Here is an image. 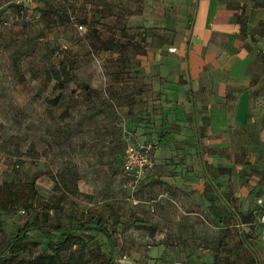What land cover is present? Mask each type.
Masks as SVG:
<instances>
[{
    "label": "crops",
    "instance_id": "obj_1",
    "mask_svg": "<svg viewBox=\"0 0 264 264\" xmlns=\"http://www.w3.org/2000/svg\"><path fill=\"white\" fill-rule=\"evenodd\" d=\"M166 2L146 24L159 67L62 91L84 220L114 264H264V0ZM123 127L154 143L133 196Z\"/></svg>",
    "mask_w": 264,
    "mask_h": 264
},
{
    "label": "rangeland",
    "instance_id": "obj_2",
    "mask_svg": "<svg viewBox=\"0 0 264 264\" xmlns=\"http://www.w3.org/2000/svg\"><path fill=\"white\" fill-rule=\"evenodd\" d=\"M16 1L0 0V185L5 181L22 184L31 177L38 195L34 211L19 208L3 215V247L16 228L35 218L43 230L55 236L60 233L56 226H71L86 218V200L81 196L67 195L58 208L53 207L61 195L55 189L59 173L74 166L64 159L65 94L54 89V81L47 80V73L64 63L77 77L70 82L72 85H98L103 81L99 74L104 71L157 68L159 64L144 59L148 51H153L148 38L152 29L146 24L152 21L156 25L155 21L165 15L158 8L160 0H34L26 16L16 19ZM112 9L114 12L108 14ZM70 13L85 26L83 32L69 20ZM168 13L170 20L172 14ZM38 14L40 19L34 20ZM5 20L10 22L8 27L2 25ZM171 36L169 33L167 40ZM57 95L59 99L53 104ZM123 128L127 133L125 145L138 141L154 146ZM76 234L87 245L88 264H114L98 233ZM47 243L42 231H33L27 241L29 252L18 259L9 257L3 264L47 254Z\"/></svg>",
    "mask_w": 264,
    "mask_h": 264
},
{
    "label": "trees",
    "instance_id": "obj_3",
    "mask_svg": "<svg viewBox=\"0 0 264 264\" xmlns=\"http://www.w3.org/2000/svg\"><path fill=\"white\" fill-rule=\"evenodd\" d=\"M28 7L26 8V14L29 12ZM18 8L17 14L22 10L19 5ZM40 15H34V17H37L34 20H39ZM72 15L71 13L69 14V20H71ZM52 16L56 19L55 14H52ZM28 19L29 17H25V20ZM5 22L6 20L2 21L3 26ZM46 77L48 81H54L53 87L56 91H60V93H62L66 85L77 79L76 75L72 74L64 63L60 64L58 70L48 72ZM58 99L59 95L52 100V103L55 104ZM78 179L79 175L77 171L71 166L59 173L58 184L55 186V189L60 190L61 195L53 204L54 208H58L67 195L81 196L77 186ZM37 195V184L31 177L27 178L22 184H17L15 181H5L0 185V233L4 229L3 215L19 208H23L26 211H34ZM56 229L60 231L58 236L43 230L38 218L26 222L23 227L16 228L14 236L5 247L0 243V264L7 261L9 257L18 259L21 255L29 252L27 241L29 234L33 231H42L44 233L48 240L47 246L50 252L28 259H19L15 264H88L85 252L87 245L83 238L76 234V231L98 232L106 235L108 240L110 239L105 226L93 218L90 220H80L71 226L58 225ZM1 247H3L2 250ZM64 253H68L66 257ZM109 255L111 257V254Z\"/></svg>",
    "mask_w": 264,
    "mask_h": 264
},
{
    "label": "built area",
    "instance_id": "obj_4",
    "mask_svg": "<svg viewBox=\"0 0 264 264\" xmlns=\"http://www.w3.org/2000/svg\"><path fill=\"white\" fill-rule=\"evenodd\" d=\"M56 2H65L66 0H55ZM34 0H17V5L21 6L22 10L16 17L22 18L26 14V8L29 4L33 3ZM71 22L74 24L79 32L85 30V26L77 21L75 15L71 16ZM10 25L9 21L4 23V26L8 27ZM154 146L152 144L139 143L138 141H129L124 150V162H123V172L128 176V188L131 191L132 196L137 190L141 183V180L146 172V170L151 166V154ZM134 199V198H133ZM258 205L261 208V213L258 218V223L264 226V200L259 198L257 200ZM134 203L138 202L134 199ZM264 239V233L262 235ZM126 256H123L125 259Z\"/></svg>",
    "mask_w": 264,
    "mask_h": 264
}]
</instances>
